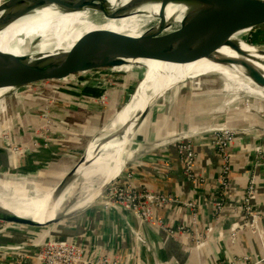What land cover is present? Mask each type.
<instances>
[{
	"label": "water",
	"instance_id": "obj_1",
	"mask_svg": "<svg viewBox=\"0 0 264 264\" xmlns=\"http://www.w3.org/2000/svg\"><path fill=\"white\" fill-rule=\"evenodd\" d=\"M169 2L183 3L187 9L186 11H181L179 19L173 22L167 21L165 15V9ZM149 3L161 4L159 17L158 19L153 18L145 26L140 27L139 31L141 33L138 35L109 29H96L82 35L75 42V48L71 51L38 55L33 58L14 55L0 49V89H9L4 96L0 97V100L13 92L24 93L30 88L46 82L68 81L75 76L85 77L86 79V85L79 92L83 93V89L89 87L88 85L93 82V79L100 72L118 68L123 69L136 64L144 66L142 62L137 61L140 59L184 64L206 58L219 64L237 65L241 68V77L244 82L249 80L264 89V70L256 64L264 65V62L257 61L251 57L241 48L240 44L233 40L235 35L239 33L245 35L246 33H254L259 30L264 31V0H129L123 5H117V7H112L107 0H4L0 2V11L4 10V13L0 14V31L16 20L51 5L58 7L63 12L81 11L85 8H90L101 12L110 19H122L130 16L134 10ZM244 42L251 45L246 41ZM251 46L258 48L261 54L264 55L263 48L255 45ZM222 47H229L242 58L219 55L218 51ZM142 77L134 92L131 93L129 99L119 111L121 114L122 112H127L126 110L133 100V96L137 94L140 84L144 81ZM253 87L255 88V86ZM152 103L138 114L136 119L126 120L124 125L119 126V124L117 126L116 134L114 133L115 136L112 135L113 137L111 136L107 140L108 144L112 141V146L106 151V155H103L104 150L102 151V147L105 146L104 144L107 141H102L99 143L97 153H92L89 156L88 150L54 185L56 187L53 196L51 195L53 198H58L64 192V189L73 182L77 184L80 191H83L85 180H82V178H85L83 175L85 172H81V170L89 169L92 172L109 167L112 169L117 159H120L117 165L119 173L106 182L104 178L102 179V176L100 180L93 182L96 190L93 197L87 202L79 204L81 200L79 199L76 203L68 205L72 196H75V194H72L61 206V210H65L64 213L59 214L56 219L40 223V221L32 217L20 216L10 208L15 206L26 210L29 209L26 206L28 202L15 200L13 195L9 196L8 194L0 193L2 196L0 198V223L12 229L14 234V236L10 237H1L0 243L3 245L20 244L23 239H14L18 235V229L43 227H47V234L55 236L51 238L52 240L48 244L77 243L75 240L77 232L70 229L66 230V222H71L75 217L80 216L84 210L97 205L95 204L96 201L102 197L114 182L126 174L130 170V165L139 158L137 151L133 152L131 157H129L128 152L132 150L133 141L135 138L137 139L143 124L157 102L155 104ZM128 127L131 128L129 129L130 132L128 130L126 135H124ZM119 130H122V132L120 133ZM190 132L194 133L192 129ZM181 140L179 139V141ZM253 151L249 158L250 168L246 187L254 171L258 174L261 171V168L256 170V164L261 152V144L259 142ZM10 152L11 150L5 146L3 147L0 142V165L3 167L11 166L8 161V159H11ZM120 164H122L121 168L119 167ZM1 174L0 172V181L6 183L2 181L6 177L2 178ZM6 186L12 187L13 185L9 184ZM102 202L103 206L110 205V207L115 209L128 210L120 205L105 202L103 199ZM43 204L44 206L47 204V211L53 207L50 205V199H45ZM77 205L79 206L76 210H71V207L73 208ZM240 207L243 208L242 201L240 202ZM142 225L146 226L161 242L164 240L162 233L167 236L164 231L160 230L152 222L144 221ZM11 248L17 249V253H38V250L34 251V253L33 250H27L30 248L28 242L20 247L15 245L11 246ZM27 258L29 257L25 255L20 261L21 264H24Z\"/></svg>",
	"mask_w": 264,
	"mask_h": 264
},
{
	"label": "crops",
	"instance_id": "obj_2",
	"mask_svg": "<svg viewBox=\"0 0 264 264\" xmlns=\"http://www.w3.org/2000/svg\"><path fill=\"white\" fill-rule=\"evenodd\" d=\"M255 33L264 37V31L259 30ZM221 89L215 94L206 95L201 92L202 95L197 96L201 100V103L198 104L199 109L203 110L201 117L211 110L215 111L213 114H220L219 112L223 109L221 107L223 97L220 94L226 90L232 92L226 84L222 85ZM83 91V93L73 92L77 94V98H82L83 101L71 107L72 116L67 113L63 118L73 120L76 117H81L80 126L74 130V133L81 139L86 134L85 132H90L94 126L99 128L102 116L107 114L105 115L107 122L104 125L110 126L109 133L115 136L114 132L118 126L115 123L117 119L115 115L118 112L114 102L123 101L127 93L119 97L118 94H114V90L100 91L97 87H87ZM130 95L131 93L128 97ZM194 96L193 98L196 99ZM106 98L109 100L106 101ZM59 105L64 106L62 103ZM187 105L189 104L187 103ZM263 106L264 104L262 108ZM189 109L190 107L185 104L182 112L185 122L192 117ZM174 124H169L165 120L163 125L153 123L148 130H140L137 147L134 145L128 152L129 157L133 152L139 153V158L129 167L135 185L158 193L172 194L184 201L196 204L195 208H191L185 204L175 203L154 210V219L161 218L168 227L174 229V235L164 236L162 233L164 240L161 242L146 226L139 223L136 215L130 210L106 208L100 204L88 209L83 217L77 216L71 222L67 221L65 229L77 232L75 240L83 246L88 257L120 264H248V260L262 258L264 240L260 234L264 232L263 167L258 176L257 194L253 200L254 210L259 215L258 228L260 232L254 234L255 228L245 223V219L239 212L241 198L246 191L250 168L249 158L258 142L264 153V137L254 131L237 134L231 147L232 173L230 180L232 186L228 197L225 198L224 208L217 211L216 199L219 194L220 163L212 147L211 139L197 138L193 141L197 158L193 171L194 176L189 177L184 171L182 157L175 147L181 133H175ZM239 124L240 121H237L235 125ZM187 126L190 127L189 130L199 127H192V124L191 126L186 124L185 127ZM177 131L180 132V129ZM102 133L105 132L100 131L99 134L104 135ZM90 147L91 145L86 147V152ZM74 148L78 149L79 146L75 145ZM11 159L12 161L10 160L9 163H13V167L17 166L19 163L17 157ZM69 164L68 161L63 163L65 167L61 170L63 174L72 167ZM107 170L108 168L100 171L105 173ZM19 172L22 171L19 170ZM13 184L18 186L22 182ZM26 184L32 193L38 191L36 190L37 185ZM51 188L48 187L47 190ZM24 238L18 234L14 239L22 240ZM9 245L15 246L18 243ZM18 253L16 250L9 251L6 256L8 262L3 261L7 259L2 258L0 264L3 262L10 264L15 261L19 263L20 254ZM25 263L40 264L34 258L25 259Z\"/></svg>",
	"mask_w": 264,
	"mask_h": 264
},
{
	"label": "rangeland",
	"instance_id": "obj_3",
	"mask_svg": "<svg viewBox=\"0 0 264 264\" xmlns=\"http://www.w3.org/2000/svg\"><path fill=\"white\" fill-rule=\"evenodd\" d=\"M243 40L251 45L264 49V37L258 36L255 32L246 33ZM35 46L36 43L32 45V47ZM36 50L34 48V51ZM34 51L32 53H35ZM228 68L237 76L242 75L238 67L233 66ZM145 71H147L145 66L136 64L123 68L122 71L99 73L97 75L98 77H95L93 82L88 86L93 88L97 87L100 91L108 90L110 92V90H114V94H118L119 97L127 93L123 101L120 103L117 101L114 102L117 108L116 111L119 112L124 106V102L129 98V94L134 92L142 75L146 73ZM223 74L219 71L205 73L180 82L175 92L174 89L169 90L157 101L151 111L152 114L149 115L141 130H148L153 123L163 125L166 120L169 124L175 123L173 130H175L176 134L181 133L179 137L182 141L187 139L193 142L197 138L211 139L217 131L223 128L224 130L233 132L235 137L238 133H250L252 131L259 132L258 134L264 137V106L262 108L264 96H261L259 93L249 94L245 90L238 89L237 85L234 82H228ZM224 84L232 92L226 90L220 94L223 97L221 103L223 109L219 112L220 114H213L215 111L211 110L204 117H201L203 110L199 109L198 104L201 103V100L197 96H201V92L206 95L215 94L219 90H222L221 88ZM85 85V77L75 76L68 81L62 80L43 83L30 88L24 93L13 92L0 100V142L3 147L5 146L11 150L10 157H17L19 161L15 167H13V163L7 167L0 165L2 178L6 177V179H2L6 183L1 182L0 184V187L4 188L0 189V193L8 194L9 196L13 195L15 200H25L24 198L31 197L33 194L32 191H29L30 187L26 183L28 185L32 184V186L37 185L36 190L38 191H47L48 187L56 185L63 176L61 172L62 168H65L63 163H67L68 161L70 162L69 165L73 167L80 157L84 155L88 145L93 147L92 152L95 154L97 153L99 143L102 142V137L105 135V137L110 138L113 135L109 134L110 126L104 125L107 122L105 118L107 114L102 116L99 122L101 124L99 128H97L98 126H94L90 132H85L86 134L81 139L74 133L76 127L80 126L81 117L74 118L73 120L75 121L65 120L63 118L67 113L72 116L71 107L83 101L82 98H77V94L73 92H80L81 87ZM105 100L107 101L109 99L106 98ZM196 100L197 102H195ZM60 103L64 106H60ZM185 104L190 107L189 110L192 114V117L186 122L182 116ZM237 121H240L239 125H235ZM186 124H190V126L192 124V127H199L192 129L194 131L192 133L189 130L190 127L187 126L188 129H186ZM179 129L180 132L177 131ZM100 131L106 133H102L104 135H101L99 134ZM138 141L137 136V139L135 138L133 141L134 145H136L135 147H137ZM75 145L79 146V148H74ZM10 160L12 161V159H8V161ZM22 167H27L28 169L24 172H19ZM19 182H22V184L18 186L13 184H18ZM9 183L11 185L13 184L11 192L5 187ZM84 195L85 191L77 190L75 196L69 200L68 205L76 203ZM102 199L105 202L108 200L106 191L95 204L103 205ZM86 211L84 210L80 216L83 217ZM254 228V234L260 232L259 228ZM46 230L47 227L20 228L17 234L27 238L24 241H27L30 245V248L27 250H33L34 253L37 250L40 252L43 247L51 242V238L55 237L53 234H47ZM260 235H262L264 240V232ZM259 237L261 238V236ZM24 242L16 246L20 247L25 244ZM1 244L0 259L5 258L7 260H2L8 262L6 256L9 251L17 249H11V245L9 244ZM8 245L9 247H7ZM24 257L25 255L18 257L19 263ZM9 258L12 257L9 256ZM17 262H11L10 264H16ZM247 262L248 264H264V255L262 258H258L257 260L253 259L252 261L248 260Z\"/></svg>",
	"mask_w": 264,
	"mask_h": 264
},
{
	"label": "bare ground",
	"instance_id": "obj_4",
	"mask_svg": "<svg viewBox=\"0 0 264 264\" xmlns=\"http://www.w3.org/2000/svg\"><path fill=\"white\" fill-rule=\"evenodd\" d=\"M107 1L112 7H117V5H123L129 0ZM160 10V3H149L134 10L130 16L126 18L110 19L95 9L85 8L81 11L63 12L58 7L51 5L36 10L34 13L16 20L1 30L0 49L14 55L30 56L33 58L38 55L57 54L60 52L71 51L75 48V42L82 35L96 29H109L138 35L141 33V31H139L140 27L145 26L150 20L152 21L153 18L158 19ZM186 10V5L183 3L169 2L165 9L167 21H176L179 19L178 17L181 11ZM2 13H4V10L0 11V14ZM244 36L245 35L242 33L236 34L233 40L240 44L241 48L251 57L257 61L264 62V55L261 54L258 48L245 43L243 41ZM35 43L36 46L32 47ZM34 48L37 50L34 51ZM33 51L35 53H32ZM218 53L225 57L242 58V56L234 50H231L229 47H222ZM137 61L142 62L147 68V71H145L146 73L143 76L144 81L140 84L137 94L133 96V100L130 102V105L126 110L127 112H122V114L118 112V114L115 115L117 116L115 123L117 125L120 124L119 126L124 125L126 120L136 119L138 114L144 111L153 101L152 104H155L159 98L167 93V91L174 89L175 92L180 82L187 78H194L200 74L215 73L219 71L224 73V78L227 79L228 82H234L238 89H246L250 94L259 93L261 96H264L263 88L253 84L249 80L244 82L241 75L237 76L232 70H230V68H228L236 66L241 70L240 66L237 65L219 64L206 58L184 64L153 59H140ZM256 64L264 70V65ZM252 85L255 86V88ZM8 90L9 89L6 88L0 89V97L4 96ZM129 129L131 128L128 127L126 129L124 135H126ZM107 138L108 137L104 136L102 140L104 139V141H107ZM111 142L109 145L107 141L104 144L105 146L102 147V151L104 150L103 155H106V151L112 146ZM92 150L93 147L89 149V156L92 155ZM118 160L120 159H117V162L112 166V169H110L111 167L108 168L105 173L101 171L98 172L97 170H94L93 172L89 169L81 170V172H85V174H83L85 178H82V180H85L83 187L85 195L84 197L82 196L83 198H81L79 204H83L93 197L96 190L93 182L100 180V175H102V179L104 178V181L106 182L119 173L117 167ZM121 166L122 164L119 165L120 168ZM5 187L11 192L12 188H9L8 186ZM55 187L56 186L47 190L48 192L37 191L36 193H33L31 197L24 198L25 200H20L28 202L26 206L29 209L23 210L15 206H11L10 208L20 216L32 217L35 220L40 221V223L56 219L59 217V214L65 212V210H61V206L65 203V200L68 199L70 195L76 194L77 190L80 188H78L77 184L73 182L64 189V192L59 197L57 196L58 198H53L51 195L53 196ZM1 197L0 194V198ZM45 199H50V205L51 207L53 206L49 211H47V204L45 206L43 204ZM78 206L79 205L74 206L73 208L71 207V210H76Z\"/></svg>",
	"mask_w": 264,
	"mask_h": 264
},
{
	"label": "built area",
	"instance_id": "obj_5",
	"mask_svg": "<svg viewBox=\"0 0 264 264\" xmlns=\"http://www.w3.org/2000/svg\"><path fill=\"white\" fill-rule=\"evenodd\" d=\"M122 71V69L105 70L100 73ZM107 75V74H105ZM108 76V75H107ZM98 77V76H97ZM245 90L246 89H241ZM249 93V92H247ZM250 94V93H249ZM235 134L229 130L217 131L211 138L212 147L219 160V194L216 199L217 211L224 208L225 198L228 197L231 189L230 176L232 173V156L231 147L235 141ZM177 151L182 157L184 163V171L189 176H194V167L196 163L197 153L193 142L185 139L178 141L175 145ZM264 168V153L261 151L256 164V170ZM130 170L114 182L106 191L107 202L113 205H120L133 212L142 225L144 221L156 224L160 230L167 235H174V229L168 227L161 218L154 219V210L156 208H164L166 206L177 204H185L188 207L195 208L193 202L184 201L182 198L172 194L158 193L147 188L138 187L132 181ZM258 173L254 171L249 183L246 187L243 199V208L240 207V214L248 225L258 228L259 215L254 210L253 200L257 194ZM209 204V203H205ZM109 208L110 205H105ZM196 216V213L194 214ZM210 230V229H209ZM13 230L7 228L5 224L0 223V238L10 237ZM21 252H19L20 254ZM20 255L36 259L40 264H120L110 262L108 260H98L86 255V251L77 243H51L43 247L37 254L27 252Z\"/></svg>",
	"mask_w": 264,
	"mask_h": 264
},
{
	"label": "trees",
	"instance_id": "obj_6",
	"mask_svg": "<svg viewBox=\"0 0 264 264\" xmlns=\"http://www.w3.org/2000/svg\"><path fill=\"white\" fill-rule=\"evenodd\" d=\"M27 169H28L27 167H22V168L20 169V171L24 172V171H26Z\"/></svg>",
	"mask_w": 264,
	"mask_h": 264
}]
</instances>
